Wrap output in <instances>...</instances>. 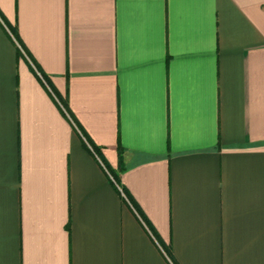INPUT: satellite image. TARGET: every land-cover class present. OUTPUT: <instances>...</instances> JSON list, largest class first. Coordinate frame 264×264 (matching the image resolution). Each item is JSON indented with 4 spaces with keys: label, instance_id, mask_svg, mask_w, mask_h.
I'll list each match as a JSON object with an SVG mask.
<instances>
[{
    "label": "crops",
    "instance_id": "crops-1",
    "mask_svg": "<svg viewBox=\"0 0 264 264\" xmlns=\"http://www.w3.org/2000/svg\"><path fill=\"white\" fill-rule=\"evenodd\" d=\"M0 264H264V0H0Z\"/></svg>",
    "mask_w": 264,
    "mask_h": 264
}]
</instances>
